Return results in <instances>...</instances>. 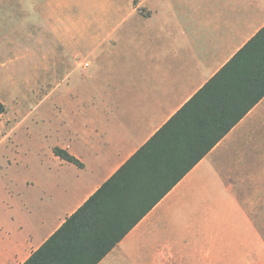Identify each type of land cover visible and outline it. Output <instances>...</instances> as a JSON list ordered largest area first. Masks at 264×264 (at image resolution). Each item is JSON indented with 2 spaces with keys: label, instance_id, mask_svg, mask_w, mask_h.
Segmentation results:
<instances>
[{
  "label": "crops",
  "instance_id": "1",
  "mask_svg": "<svg viewBox=\"0 0 264 264\" xmlns=\"http://www.w3.org/2000/svg\"><path fill=\"white\" fill-rule=\"evenodd\" d=\"M27 4L28 17L38 12L57 39L56 54L42 55L38 102L29 111L30 137L40 123L48 151L0 202V264L24 263L130 161V175L146 169L141 182L167 162L198 117L185 135L174 126L137 155L193 99L188 115L195 116L224 100L226 85L244 94L254 62L228 65L264 28V0ZM98 264H264V96Z\"/></svg>",
  "mask_w": 264,
  "mask_h": 264
},
{
  "label": "trees",
  "instance_id": "2",
  "mask_svg": "<svg viewBox=\"0 0 264 264\" xmlns=\"http://www.w3.org/2000/svg\"><path fill=\"white\" fill-rule=\"evenodd\" d=\"M243 58L254 62L255 73L253 80L246 84L244 94L235 95L234 90L226 85L228 91L224 93V100L212 102L211 106L195 116L188 115L197 105L196 99H193L137 155L140 156L157 139H163L169 133L175 132L174 126L178 134L183 132V127L189 121L198 117L197 126L188 133L189 137L170 149L167 162L156 163L149 177L143 178L142 182L139 175L145 173L146 169L130 175L135 170L131 167L132 161L127 163L22 264H98L155 203L264 96V28L228 66H240ZM229 72L223 75V80ZM251 88L254 91L247 97ZM242 96L246 98L244 105L233 115L230 112L232 105ZM5 112L6 105L0 100V115ZM54 152L67 161L81 165L75 156L62 148L56 147ZM181 165L183 166L178 174L169 180L170 173ZM164 182L166 184L162 191L154 195Z\"/></svg>",
  "mask_w": 264,
  "mask_h": 264
},
{
  "label": "rangeland",
  "instance_id": "3",
  "mask_svg": "<svg viewBox=\"0 0 264 264\" xmlns=\"http://www.w3.org/2000/svg\"><path fill=\"white\" fill-rule=\"evenodd\" d=\"M27 1L0 0V98L7 106L0 118V202L48 151L40 123L30 137L29 111L38 102L42 55L56 54L57 39L38 12L28 17Z\"/></svg>",
  "mask_w": 264,
  "mask_h": 264
}]
</instances>
